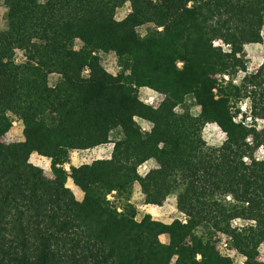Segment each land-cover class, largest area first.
I'll return each instance as SVG.
<instances>
[{"label": "trees", "instance_id": "1", "mask_svg": "<svg viewBox=\"0 0 264 264\" xmlns=\"http://www.w3.org/2000/svg\"><path fill=\"white\" fill-rule=\"evenodd\" d=\"M1 2L0 264H264V59L246 55L264 42V0ZM15 120L24 140L4 143ZM137 188L149 206L176 196L184 219L137 220Z\"/></svg>", "mask_w": 264, "mask_h": 264}, {"label": "rangeland", "instance_id": "2", "mask_svg": "<svg viewBox=\"0 0 264 264\" xmlns=\"http://www.w3.org/2000/svg\"><path fill=\"white\" fill-rule=\"evenodd\" d=\"M125 12L128 14L131 12V9L128 7ZM5 9L2 5L0 0V29L5 28ZM263 37H264V30H263ZM246 55L250 61V68L255 69L257 68L264 59V42L260 45H251L246 47ZM116 57L114 54H109L107 57L103 59V65L107 67L111 72H116ZM56 76H50V83L53 85L55 83ZM140 98L148 105L153 107H158L162 100L164 99L163 95L158 93L152 92L151 90L144 89L140 91ZM140 122V127L144 132H148L151 129V126L143 121ZM204 138L206 142L210 146H221L222 143L225 141V134L215 125H209L206 127L204 132ZM24 140L23 135V126L20 122L14 121L12 129L9 133L2 139L4 143H13L19 142ZM106 150L105 157L109 156L111 153L112 145H106L102 147ZM91 153L81 152V153H74L71 158V164L66 165V170L70 171V166H81L83 164H89L92 162L91 157H89ZM261 152L258 154L260 156ZM95 158V157H94ZM31 162L42 168L45 175L49 178H52V171H51V162L47 158L41 157L39 155H33L31 158ZM146 164V163H145ZM149 170L154 168L156 164L154 162H148L146 165ZM145 166L142 165L140 171L144 173ZM70 180V179H69ZM77 199L82 201L84 194L76 195ZM124 204H126L124 202ZM123 203H119L121 206L120 208L123 209ZM125 206V205H124ZM127 206H131L134 208L135 215L137 220H141L146 214H151L154 219L163 221L165 223H171L175 219H184V216L179 212L177 208V197L172 196L170 197L167 202L162 207H154L144 204V199L140 194V189L137 188L135 191L134 196L131 198L130 203ZM240 225V224H239ZM162 242L168 243L169 238L168 236L161 237ZM224 247V246H223ZM262 259L264 260V245L260 248ZM236 258V264H241V259L239 257ZM174 264V263H173Z\"/></svg>", "mask_w": 264, "mask_h": 264}, {"label": "built area", "instance_id": "3", "mask_svg": "<svg viewBox=\"0 0 264 264\" xmlns=\"http://www.w3.org/2000/svg\"><path fill=\"white\" fill-rule=\"evenodd\" d=\"M112 151H113V146H112V148H111V153H110V155L107 157H105L104 155H106V150L104 149V148H97V149H94V150H92V151H87V153H91L90 155H89V157H91V158H93L92 159V162L93 161H95V160H99V159H108V158H110L111 157V154H112ZM95 157V158H94ZM147 165V163L146 164H144V166H145V169H144V173H142L140 170H139V172H140V175L141 176H145L150 170H149V168L146 166ZM140 169H141V167H140ZM108 199L109 200H113V196L112 195H110L109 197H108ZM241 225V222L240 221H236L235 222V226H240ZM224 247H226V246H224ZM260 255H261V251H260ZM242 260V259H241ZM258 260L259 261H261V262H264V260L262 259V256H259V258H258ZM241 264H244V261L242 260L241 261Z\"/></svg>", "mask_w": 264, "mask_h": 264}, {"label": "bare ground", "instance_id": "4", "mask_svg": "<svg viewBox=\"0 0 264 264\" xmlns=\"http://www.w3.org/2000/svg\"><path fill=\"white\" fill-rule=\"evenodd\" d=\"M67 186L74 191L75 195L82 194V191L74 185V183L71 179L68 181Z\"/></svg>", "mask_w": 264, "mask_h": 264}]
</instances>
